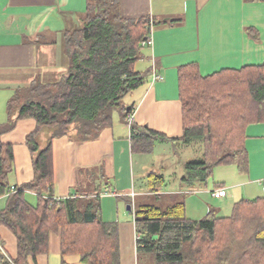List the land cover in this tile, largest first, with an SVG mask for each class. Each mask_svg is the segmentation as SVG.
<instances>
[{"label": "trees", "instance_id": "1", "mask_svg": "<svg viewBox=\"0 0 264 264\" xmlns=\"http://www.w3.org/2000/svg\"><path fill=\"white\" fill-rule=\"evenodd\" d=\"M118 4L86 0L82 26L64 34L66 76L54 83L34 82L7 102V112L15 118L0 126V136L20 119L35 121L25 140L34 177L9 192L12 148L0 142V198H5L0 226L17 242L16 257L0 253V264H29V258L35 262L47 253L51 233L59 236L60 264H121L118 226L101 219L99 190L88 187L54 198L52 158L54 138L93 141L112 125L115 112L124 121L131 113L121 102L144 82L145 74L135 66L143 58L142 43L152 24L148 17H121ZM177 77L182 136L167 138L131 123V152L151 154L158 141L196 145L200 157L184 165L181 178L188 188L206 185L217 167L234 166L238 174L246 175L245 129L264 122V63L206 77L191 63L181 66ZM44 129L48 139L41 147L38 137ZM146 181L149 192L157 194L163 178L150 173ZM26 193L35 195V205L25 199ZM133 217L136 254H153L151 264H264V196L235 202L225 217L210 211L201 220H191L181 198L165 209L139 206Z\"/></svg>", "mask_w": 264, "mask_h": 264}, {"label": "crops", "instance_id": "2", "mask_svg": "<svg viewBox=\"0 0 264 264\" xmlns=\"http://www.w3.org/2000/svg\"><path fill=\"white\" fill-rule=\"evenodd\" d=\"M118 2L121 17H148L152 24V46L144 47L139 61L143 62L142 69L136 70L145 74L144 82L123 103L131 108L135 126L167 138L182 136L177 77L181 66L194 63L200 75L206 77L225 69L264 63L263 1ZM85 10L86 0H0V126L15 118L8 114L6 105L17 90L38 81L58 82L66 76L69 62L64 53V34L82 26ZM153 68L162 79L152 84ZM34 129V120L20 119L13 129L0 136V142L12 148L10 187L19 188L33 180L32 155L25 140ZM245 138L247 174L240 175L235 168L236 176L228 180L229 185L220 181V188L226 192L223 198L211 196V190L216 187L207 191L211 199L227 207L229 202L233 205L241 199L250 201L262 197L264 122L247 126ZM145 156L131 152L130 129L119 113L113 115L112 125L101 130L93 141L80 143L67 135L52 140L53 197L66 198L87 191L88 187L97 188L101 219L118 226L121 264H139L133 212L130 222L122 210L126 205V210L131 211L130 196L135 202L138 195L150 193L146 180L137 184L139 178L148 176ZM203 186L207 190V184ZM190 188H195V192L203 190H198V185ZM25 199L32 205L36 203L32 193H26ZM0 202L2 209L5 198H0ZM210 211L217 215L221 210ZM0 244L5 256L16 257V238L4 226H0ZM59 245V236L51 233L47 253L38 255L35 262L29 258V264H60Z\"/></svg>", "mask_w": 264, "mask_h": 264}, {"label": "rangeland", "instance_id": "3", "mask_svg": "<svg viewBox=\"0 0 264 264\" xmlns=\"http://www.w3.org/2000/svg\"><path fill=\"white\" fill-rule=\"evenodd\" d=\"M142 66L143 62H139L135 69L137 71L141 70ZM126 102L127 98H124L121 103L123 105V103ZM114 114H116V112ZM47 137V130L44 129L38 137V143L40 146L44 145ZM199 151V147L194 144L186 147V145L181 143L177 145L176 143L170 142H155L152 153L145 156L148 162L147 175L150 173L161 175L163 183L157 184V194H140L136 197L135 202L130 196L128 203L129 206H131V211H127L125 205L122 210L123 216L128 218L131 222L132 212H134V209H137L139 206L154 205L165 209L168 205L173 204L180 198L185 201L186 215L191 220H201L208 212H210V209L221 210V214H217L219 216H229L231 214L232 203H227V207L224 203L211 199L210 195L207 194V191L208 189H211L212 186L215 187V184H221L220 181L222 180L225 182L226 186L229 185L228 180H232V176H236L234 166H222L215 168L212 178L207 182V190L206 188L204 189L203 184L199 183L198 190H203L195 192V188L189 189L187 186L183 185L182 182H180L181 178L185 175L184 165L189 161L198 159L200 157ZM145 180L146 178H139L137 180V184H140L141 181L145 183ZM174 193L176 194L174 195ZM261 195L264 196V189ZM152 261L153 254L139 253V264H151Z\"/></svg>", "mask_w": 264, "mask_h": 264}, {"label": "built area", "instance_id": "4", "mask_svg": "<svg viewBox=\"0 0 264 264\" xmlns=\"http://www.w3.org/2000/svg\"><path fill=\"white\" fill-rule=\"evenodd\" d=\"M152 43H153V41H152L151 29H150V32H149L146 40L142 43V47H151ZM161 79H162V77L160 76V74H158L156 69L153 68L152 72H151V75H150L151 83L153 84L155 82L160 81ZM126 123L129 126V128H130V125L132 123V113L128 114V116L126 118ZM16 191H17V189L14 188V187H10V189H9V192H11V193H14ZM225 195H226L225 189H221V188L215 189V190H213L211 192V196L213 198H215V199L223 198V197H225ZM0 252L5 256L4 250H3L2 246H1V244H0Z\"/></svg>", "mask_w": 264, "mask_h": 264}, {"label": "water", "instance_id": "5", "mask_svg": "<svg viewBox=\"0 0 264 264\" xmlns=\"http://www.w3.org/2000/svg\"><path fill=\"white\" fill-rule=\"evenodd\" d=\"M128 210H130V208L128 207Z\"/></svg>", "mask_w": 264, "mask_h": 264}]
</instances>
